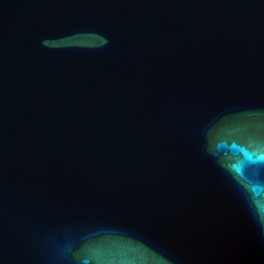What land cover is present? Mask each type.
<instances>
[{
	"label": "water",
	"instance_id": "obj_1",
	"mask_svg": "<svg viewBox=\"0 0 264 264\" xmlns=\"http://www.w3.org/2000/svg\"><path fill=\"white\" fill-rule=\"evenodd\" d=\"M0 264H264V0H0Z\"/></svg>",
	"mask_w": 264,
	"mask_h": 264
}]
</instances>
